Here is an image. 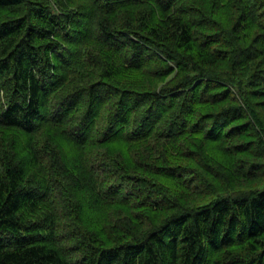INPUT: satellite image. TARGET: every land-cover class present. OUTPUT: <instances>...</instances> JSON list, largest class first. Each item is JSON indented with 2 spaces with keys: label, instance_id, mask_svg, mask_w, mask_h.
I'll return each mask as SVG.
<instances>
[{
  "label": "trees",
  "instance_id": "trees-1",
  "mask_svg": "<svg viewBox=\"0 0 264 264\" xmlns=\"http://www.w3.org/2000/svg\"><path fill=\"white\" fill-rule=\"evenodd\" d=\"M0 264H264V0H0Z\"/></svg>",
  "mask_w": 264,
  "mask_h": 264
},
{
  "label": "bare ground",
  "instance_id": "bare-ground-1",
  "mask_svg": "<svg viewBox=\"0 0 264 264\" xmlns=\"http://www.w3.org/2000/svg\"><path fill=\"white\" fill-rule=\"evenodd\" d=\"M179 126V125H178ZM180 127V126H179ZM178 128V127H177ZM174 129H175V127H174ZM162 132V131H161ZM224 132V131H223ZM157 135H160V133L158 134L157 133ZM162 136V135H161ZM213 136V135H212ZM223 138V137H222ZM210 143V142H209ZM211 150H213V148L211 149ZM203 202H204V200H202ZM212 203V202H211Z\"/></svg>",
  "mask_w": 264,
  "mask_h": 264
}]
</instances>
